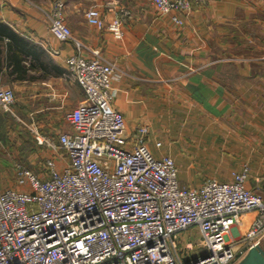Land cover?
Wrapping results in <instances>:
<instances>
[{
  "label": "built area",
  "instance_id": "2783aa9c",
  "mask_svg": "<svg viewBox=\"0 0 264 264\" xmlns=\"http://www.w3.org/2000/svg\"><path fill=\"white\" fill-rule=\"evenodd\" d=\"M152 2L160 15L183 24L182 12L208 0ZM65 7L54 4L50 30L60 41L75 40ZM128 14L120 9L107 24L93 6L85 17L121 39ZM65 62L85 101L66 114L72 129L56 142L37 137L53 151L41 171L17 164L16 187L0 192V264H237L252 246H262L264 197L247 187L248 165L231 181L181 187L175 160L150 148L149 127L129 131L125 114L114 107V65L80 53ZM15 100L13 88L0 87L1 109L13 112ZM57 151L67 158L62 166ZM245 213L256 218L240 234L236 225ZM191 228L199 240L179 247Z\"/></svg>",
  "mask_w": 264,
  "mask_h": 264
},
{
  "label": "crops",
  "instance_id": "0c3cea01",
  "mask_svg": "<svg viewBox=\"0 0 264 264\" xmlns=\"http://www.w3.org/2000/svg\"><path fill=\"white\" fill-rule=\"evenodd\" d=\"M57 1L65 2L66 23L82 47L51 33ZM93 6L107 24L118 10L129 12L121 39L87 21L85 13ZM181 16L183 24L160 15L152 0H0V20L47 56L44 69L33 72L40 78L7 82L0 77V87L26 89L24 107L34 109L29 117H42L37 120L45 127L42 136L56 142L72 129L66 114L85 101L65 59L77 53L101 56L115 67L114 107L125 114L128 130L147 125L150 148L175 160L183 185L231 181L247 164L218 154L264 146V0H208ZM55 158L60 166L67 163L63 151ZM252 177L246 185L255 190ZM255 218L243 214L236 230L243 234Z\"/></svg>",
  "mask_w": 264,
  "mask_h": 264
},
{
  "label": "rangeland",
  "instance_id": "374dc122",
  "mask_svg": "<svg viewBox=\"0 0 264 264\" xmlns=\"http://www.w3.org/2000/svg\"><path fill=\"white\" fill-rule=\"evenodd\" d=\"M1 87L13 88L16 100L12 106L13 112H6L0 108V118L4 119L5 115L8 122L7 134L2 136L0 132V192L16 187L17 164H24L35 173H39L42 163L46 157H49L48 152L51 150V148L45 145H40L37 140L38 136L43 135L45 127H39L38 125L39 122H42V117L38 119L37 116H34V121L31 119V116L29 117L30 113H28V110L34 109L32 105L27 108V111L26 107H24L27 102L26 89L19 85L14 88V86L6 83L1 85ZM37 120L40 121L38 122ZM1 125L0 130H2ZM218 155H223V157L225 155L231 157L232 155L236 161L244 160L243 164H247L250 167V173L253 175L250 180L253 183L252 186H254L256 192L264 197V190H261L264 189V146L257 148L252 146V150L250 151L220 152ZM257 177L259 181H256ZM180 185L183 188H190L181 182ZM257 187L261 189H257ZM198 239V229L191 228L185 232V235L177 243L179 247H182L185 241L197 243Z\"/></svg>",
  "mask_w": 264,
  "mask_h": 264
},
{
  "label": "trees",
  "instance_id": "16d2710c",
  "mask_svg": "<svg viewBox=\"0 0 264 264\" xmlns=\"http://www.w3.org/2000/svg\"><path fill=\"white\" fill-rule=\"evenodd\" d=\"M46 53L39 45L0 20V77L7 82L35 80L33 72L44 69ZM2 136L7 134L8 122L0 118Z\"/></svg>",
  "mask_w": 264,
  "mask_h": 264
},
{
  "label": "water",
  "instance_id": "95a60500",
  "mask_svg": "<svg viewBox=\"0 0 264 264\" xmlns=\"http://www.w3.org/2000/svg\"><path fill=\"white\" fill-rule=\"evenodd\" d=\"M237 264H264V248L260 245L252 246Z\"/></svg>",
  "mask_w": 264,
  "mask_h": 264
}]
</instances>
